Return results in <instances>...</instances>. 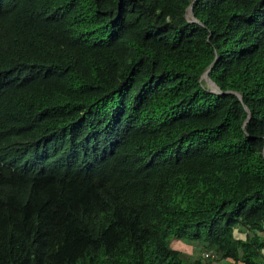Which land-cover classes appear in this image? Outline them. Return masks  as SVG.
Here are the masks:
<instances>
[{"label":"trees","instance_id":"obj_1","mask_svg":"<svg viewBox=\"0 0 264 264\" xmlns=\"http://www.w3.org/2000/svg\"><path fill=\"white\" fill-rule=\"evenodd\" d=\"M263 152L264 0H0V264H264Z\"/></svg>","mask_w":264,"mask_h":264},{"label":"water","instance_id":"obj_2","mask_svg":"<svg viewBox=\"0 0 264 264\" xmlns=\"http://www.w3.org/2000/svg\"><path fill=\"white\" fill-rule=\"evenodd\" d=\"M193 4H191L188 9H187V13H186V18L190 21H195L197 22L194 13H193ZM209 72L210 69L207 70L201 77V80H204L207 84V86L210 88V91L216 94H222L223 92L221 91L220 87L210 78L209 76ZM229 93H233L235 95H237L239 97L240 100H242V96L236 92H232V91H228ZM246 110L249 113V110L246 108ZM264 155V152H263Z\"/></svg>","mask_w":264,"mask_h":264},{"label":"rangeland","instance_id":"obj_3","mask_svg":"<svg viewBox=\"0 0 264 264\" xmlns=\"http://www.w3.org/2000/svg\"><path fill=\"white\" fill-rule=\"evenodd\" d=\"M237 238H241L244 239L245 238V234L242 233H236L235 235ZM172 246L176 249L182 250L190 255L194 254V251L196 249V246L194 245H190L188 243L185 242H181V241H173L172 242ZM216 264V263H215ZM219 264V263H218ZM229 264V263H226Z\"/></svg>","mask_w":264,"mask_h":264},{"label":"built area","instance_id":"obj_4","mask_svg":"<svg viewBox=\"0 0 264 264\" xmlns=\"http://www.w3.org/2000/svg\"><path fill=\"white\" fill-rule=\"evenodd\" d=\"M245 239V238H244ZM206 257H214V255H211L210 253L209 254H206Z\"/></svg>","mask_w":264,"mask_h":264}]
</instances>
